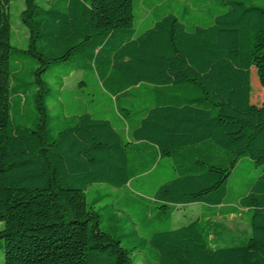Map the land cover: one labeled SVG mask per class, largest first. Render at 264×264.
Returning a JSON list of instances; mask_svg holds the SVG:
<instances>
[{
  "label": "trees",
  "instance_id": "trees-1",
  "mask_svg": "<svg viewBox=\"0 0 264 264\" xmlns=\"http://www.w3.org/2000/svg\"><path fill=\"white\" fill-rule=\"evenodd\" d=\"M163 1L138 33L135 0H22L14 34L12 0H0L3 264H264V103L251 102L252 67L264 88V0H210L208 23ZM75 71L113 99L121 130L64 111ZM243 159L259 168L235 196L249 234L220 245L227 227L211 216ZM161 170L151 193L87 200L94 184L147 187ZM194 204L200 217L173 228Z\"/></svg>",
  "mask_w": 264,
  "mask_h": 264
},
{
  "label": "rangeland",
  "instance_id": "rangeland-1",
  "mask_svg": "<svg viewBox=\"0 0 264 264\" xmlns=\"http://www.w3.org/2000/svg\"><path fill=\"white\" fill-rule=\"evenodd\" d=\"M158 4L161 0H135V15H136V29L139 33L143 29L149 27L153 22V16L150 14L147 8L149 3ZM164 0V4H169L172 7V11L178 15L185 16V22L189 21H199L200 23H208L211 20V12L213 10V4L210 0L206 2V5L199 6L195 8V0H175L172 3ZM188 4L191 6L190 11H184L183 7ZM23 8L22 0H12L10 9V18L12 22V28L15 34V29L19 27L18 21V10ZM21 32L20 34H23ZM23 35L22 37H24ZM20 37V36H18ZM21 38V37H20ZM251 102L254 104L264 103V88L260 85L255 68H251ZM61 102L66 113H81L90 112L95 117L105 118L111 121L114 127L118 130L122 129L121 122L118 120V114L115 109L113 99L101 88L98 80L92 73H83L80 71H75L67 76L64 80V86L61 94ZM167 172V171H166ZM161 170L159 173L154 172L152 175L144 176L146 180L145 186H138L137 183L133 182L131 187L126 186L119 190L112 188L104 183H98L90 186L87 191V200L91 202L93 197L101 194H110L111 196L103 198L97 206L103 205L106 202L112 200V196L115 194H120L121 196L126 193L130 194L131 191L135 192H146L151 193L153 190V185L165 179L167 173ZM259 172V168H254L248 159L241 160L236 167L231 172L228 178V195L230 196V201L228 204L219 206L216 208V213L211 217L219 222H222L227 230L224 231L220 240L218 241L220 245L225 242H229L232 238L234 241H239L243 237L249 234V225L247 221L246 211L239 209L237 207L238 202L235 196L241 194L245 191L246 183L249 179ZM231 207L237 208L236 214H229L227 210ZM201 215V207L197 204L189 206H178L172 215L173 228L187 224L189 221L199 218ZM3 225L0 223V229ZM153 229L151 227L140 228V233L148 234ZM215 236L213 235V238ZM138 257H142L141 253H138ZM4 256L3 249L0 244V264H3Z\"/></svg>",
  "mask_w": 264,
  "mask_h": 264
}]
</instances>
